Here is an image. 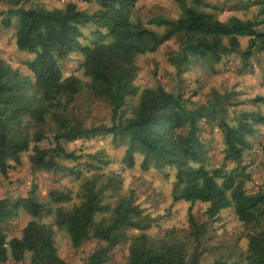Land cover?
Returning <instances> with one entry per match:
<instances>
[{
	"label": "trees",
	"instance_id": "16d2710c",
	"mask_svg": "<svg viewBox=\"0 0 264 264\" xmlns=\"http://www.w3.org/2000/svg\"><path fill=\"white\" fill-rule=\"evenodd\" d=\"M25 1L11 0L3 20L4 26L10 27V14L16 16V47L33 56L26 63L31 75L22 74L0 56V182L29 150L32 168L82 178L75 195L79 201L70 208L58 205L55 224L65 229L74 248L90 240L100 243L85 264L108 263L113 250L122 244L128 251L125 264H264V186L248 192L245 182L249 174L242 164L244 151L250 146L248 137L255 134V124H264V115L243 111L229 122L224 95L214 94L209 102L195 104L160 84L143 88L131 113H127L128 99L138 92V55L154 51L178 35V48L168 55L178 75L192 60L218 63L227 54L240 53L247 61L254 51H264V27L257 28L264 25V18L231 16L222 21L211 12L188 5L186 0H178L181 14L177 18L156 17L155 26L160 28L156 30L140 18L133 20L137 0H79L96 2L100 8L94 12L80 8L76 1L53 8L27 6ZM87 24L95 26L91 33L96 41L93 38L92 44L80 41L81 27ZM239 36L249 37L244 50L240 49ZM72 52L82 54L81 67L88 81L64 75L59 61ZM82 97L103 101L109 108V123L87 125V117L77 106ZM202 119L219 127L223 158L234 164L231 168L205 166L207 150L199 135ZM98 135H109L115 145L125 146L122 163L126 168L134 166L138 154L143 170L168 167L173 171L171 204L180 200L190 203L185 225L150 234L158 216L136 201L135 188L124 191L120 172L103 171L107 160L98 154L85 162L91 173L86 177L81 168L59 162L61 158H80V154L67 151L63 141ZM44 141L49 143L45 145ZM49 196L54 203L72 198L71 193L55 190ZM22 201L33 216L46 208L33 197ZM197 201L208 204L205 220L192 212ZM226 208H232L237 218L253 229L247 249L233 261L203 262L211 239L210 224ZM11 210L1 199L0 262L10 257L21 264L28 256V264H64L52 225L30 220L20 236L7 239L1 222Z\"/></svg>",
	"mask_w": 264,
	"mask_h": 264
},
{
	"label": "rangeland",
	"instance_id": "374dc122",
	"mask_svg": "<svg viewBox=\"0 0 264 264\" xmlns=\"http://www.w3.org/2000/svg\"><path fill=\"white\" fill-rule=\"evenodd\" d=\"M68 1H76L80 8L88 12L98 11L100 8L94 1L86 3L79 0H27L24 4L53 8L61 7ZM186 3L199 10L211 12L222 21H227L231 16L252 20L264 18V13H261L264 0H201V2L186 0ZM10 4L11 0H0V56L6 64L17 68L22 74L31 75L26 63L33 55L19 50L15 44L16 16L10 14V27H5L3 23ZM180 14L178 0H137L133 9V20L140 18L148 27L160 30L154 23L156 17L163 15L177 18ZM263 27L264 25H259L257 28ZM94 28L93 24L81 27L82 44H92L93 38L96 41V37L91 33ZM238 38L240 49L244 50L249 37ZM178 39L179 36L175 35L159 45L156 50L137 56L138 72L135 83L138 92L127 101L128 114L131 113L143 88L160 84L168 91L182 93L195 104L209 102L214 94L224 95L223 106L227 109L226 119L229 122H234V118L243 111H255L264 115V51H254L247 61L242 59L240 53L227 54L218 63L192 60L187 70L178 75L176 68L168 59V55L177 50ZM82 60L83 56L80 52H72L65 59L60 60L59 64L64 75L73 74L88 81L89 78L83 74ZM77 106L81 107L82 114L87 117V125L110 121L109 108L101 100L82 97L77 101ZM199 129V135L207 150L205 166L231 168L234 164L223 158L224 145L221 131L216 123L202 119L199 122ZM255 130V134L248 137L250 146L244 151L242 160L245 171L249 174L245 182L248 192H254L264 186V124H255ZM48 143L43 142L45 145ZM62 144L67 151L80 154V158L77 161L61 158L59 162L81 168L83 177L91 175L86 169L85 162L92 160V154H98L99 158L107 160V164L102 167L103 171L120 172L124 191L135 188L138 196L136 201L152 215L158 216L157 223L148 231L150 234H161L163 229L169 226L185 225L190 203L180 200L171 204V190L175 177L168 167L162 170L154 167L143 170L140 166L142 156L136 154L134 166L126 168L122 163L125 146L115 145L109 135L63 141ZM29 153L31 150L24 152L20 163L10 168L7 176L0 182V200L8 202V208L12 209L1 222L7 239L20 236L22 228L28 221L37 220L53 226L56 246L65 261L64 264H85L86 257L100 243L90 240L81 247L74 248L65 229L55 224V210L58 205L62 204L65 208H70L79 201L75 195L80 189L82 178L75 179L74 175L63 171L34 169L28 160ZM54 190L71 193V200L65 203L52 202L49 193ZM28 196L45 205L46 208L38 216H33L24 207L22 199ZM207 206V203L197 201L192 205V212L198 218L205 220ZM262 224L264 225V220ZM252 230L237 218L232 208L221 210L218 219L210 224L211 239L208 241V250L203 254L202 261L235 260L239 254L246 251ZM127 253L126 244L117 246L106 264H125ZM0 264L18 263L9 257ZM21 264H28V256Z\"/></svg>",
	"mask_w": 264,
	"mask_h": 264
}]
</instances>
